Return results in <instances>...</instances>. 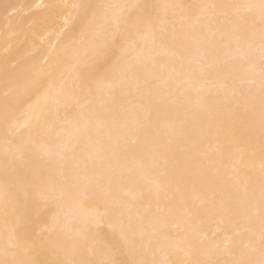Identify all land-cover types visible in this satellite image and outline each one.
<instances>
[{
    "label": "bare ground",
    "instance_id": "1",
    "mask_svg": "<svg viewBox=\"0 0 264 264\" xmlns=\"http://www.w3.org/2000/svg\"><path fill=\"white\" fill-rule=\"evenodd\" d=\"M0 264H264V0H0Z\"/></svg>",
    "mask_w": 264,
    "mask_h": 264
}]
</instances>
